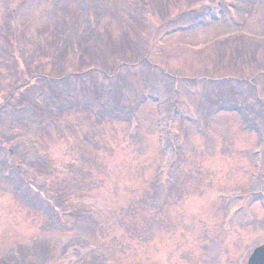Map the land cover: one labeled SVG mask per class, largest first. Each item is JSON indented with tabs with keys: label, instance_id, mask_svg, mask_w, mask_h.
I'll return each instance as SVG.
<instances>
[{
	"label": "rangeland",
	"instance_id": "rangeland-1",
	"mask_svg": "<svg viewBox=\"0 0 264 264\" xmlns=\"http://www.w3.org/2000/svg\"><path fill=\"white\" fill-rule=\"evenodd\" d=\"M190 1L0 0V264H70L86 240L113 264H246L264 244V0ZM33 143L67 231L10 179Z\"/></svg>",
	"mask_w": 264,
	"mask_h": 264
},
{
	"label": "trees",
	"instance_id": "trees-1",
	"mask_svg": "<svg viewBox=\"0 0 264 264\" xmlns=\"http://www.w3.org/2000/svg\"><path fill=\"white\" fill-rule=\"evenodd\" d=\"M190 3H195V0L193 1H190ZM202 7L200 8L199 11H193V10H190V13L196 17L197 15L199 16H205V15H208V11H206V4L204 2H202ZM139 63H142L143 64V61L142 62H139ZM145 63V61H144ZM63 79V77H62ZM46 81H50L48 78L46 79ZM60 81L59 79H53L52 82L55 83V82H58ZM26 107V106H25ZM123 109V107H121V110ZM132 110V108H131ZM40 112L44 113L46 116H47V113L45 111H41ZM40 117L43 116V114H40L39 115ZM1 146V144H0ZM47 160L43 159L41 157V160L39 158V155H36L35 156V159L30 161L29 162V169L30 167L32 168V171L28 170V172H23L21 173V177L20 176H17L18 179L16 177L13 176V181H15L17 184H14L15 188H24V192H31L33 194H31L30 196H28V201L29 202H32V203H35L37 206H42L45 210H46V214L47 215H52L53 218H54V221L51 222V228L48 229V232L49 233H54V232H63V231H67V227L68 226L66 223H63V221L60 220V217L62 216L63 218H66L67 217V214H65V212H57L56 211V208L54 207H51L50 204H49V200H45V201H41L38 196H41L42 195V192L44 191V189H41L40 191H38L37 189L34 188L33 190V187L30 185L31 181L33 182L34 179L37 180V177L38 175H43L45 177H47V174L44 172V171H41V167L46 164L47 165ZM22 175L25 176L24 178H27V180L29 181V185L26 183V181L22 178ZM33 179V180H32ZM26 187V188H25ZM39 187V186H37ZM46 191V190H45ZM50 193L51 194H56L53 190H51L50 188ZM37 194V195H36ZM78 209V208H77ZM77 209H72V210H77ZM72 212L69 214L71 215ZM74 216V215H73ZM72 220H73V217H72ZM83 245L87 246L89 249H86L85 253L80 255L77 260L75 262H72L70 264H94L95 262H99L100 264V259L101 258H106V264H113L112 261L109 262V260L107 259V256L104 257L107 253L105 250L101 249V248H97V247H93L92 245H90L89 241L86 240ZM83 246V248H87ZM92 255L91 257L89 256ZM16 257L13 256L11 258V260L13 261ZM89 258V259H88ZM105 261H102V264H104ZM7 264V263H6Z\"/></svg>",
	"mask_w": 264,
	"mask_h": 264
},
{
	"label": "water",
	"instance_id": "water-1",
	"mask_svg": "<svg viewBox=\"0 0 264 264\" xmlns=\"http://www.w3.org/2000/svg\"><path fill=\"white\" fill-rule=\"evenodd\" d=\"M247 264H264V245L256 248L252 252Z\"/></svg>",
	"mask_w": 264,
	"mask_h": 264
}]
</instances>
